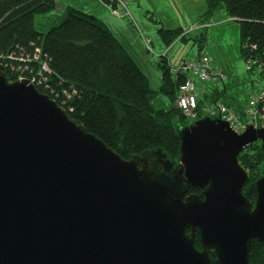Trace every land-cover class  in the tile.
Segmentation results:
<instances>
[{"label":"water","instance_id":"95a60500","mask_svg":"<svg viewBox=\"0 0 264 264\" xmlns=\"http://www.w3.org/2000/svg\"><path fill=\"white\" fill-rule=\"evenodd\" d=\"M178 134L176 166L124 159L0 66V264H249L264 174L251 203L237 156L257 140L264 154V127L202 117Z\"/></svg>","mask_w":264,"mask_h":264},{"label":"trees","instance_id":"16d2710c","mask_svg":"<svg viewBox=\"0 0 264 264\" xmlns=\"http://www.w3.org/2000/svg\"><path fill=\"white\" fill-rule=\"evenodd\" d=\"M204 2L205 11L200 15L203 20L191 23L196 24V29L204 28L206 20L221 8L228 17L239 21L242 57L247 54L241 47L246 40L252 45L253 52L264 51V0ZM55 5L56 0H0V55L6 56V60L2 61L5 76L9 80L17 73L32 77L30 73L37 68L33 61L34 49L40 47L49 71L43 72L47 81H40L37 88L49 93L58 104V97L64 98L65 93L69 98L63 102L62 108L70 119L83 124L87 131L124 159L143 152L158 151L176 165L180 155L178 132L189 123L187 116L175 104L179 84L184 82L185 75L174 72L172 67L183 59L171 64L162 55L156 64L161 71L160 82L156 89H152L131 53L93 15L68 6L60 22L44 33L37 31L33 25L34 15L44 13ZM158 32L169 45L175 39H185L187 35L181 28L161 27ZM142 41L146 46L149 40L144 38ZM201 55L207 54L197 52L195 57ZM26 59L28 62H24ZM225 84L219 88L212 87L217 96L213 102L224 93ZM156 93L169 98V107H152L151 98ZM237 159L248 173L242 193L253 203L256 196L254 182L264 174L261 169L264 159L261 146L259 148L255 142L249 144ZM198 191L194 187L189 189L192 193ZM195 246L199 248L198 241ZM209 255L213 260L214 252H209ZM249 264H264V242L252 240Z\"/></svg>","mask_w":264,"mask_h":264},{"label":"rangeland","instance_id":"374dc122","mask_svg":"<svg viewBox=\"0 0 264 264\" xmlns=\"http://www.w3.org/2000/svg\"><path fill=\"white\" fill-rule=\"evenodd\" d=\"M65 1V4H61L56 0V5L53 8L44 13L35 14L33 17L34 28L39 32H46L50 26L63 19L65 8L68 6L93 15L104 23L114 36L117 33L115 30L117 25H122L124 28L127 26L132 31L134 39L132 40L131 32L128 29L122 30L121 38L124 39V44L131 51L152 89H156L160 82L161 71L156 64L162 55L174 63L180 59H191L196 56L197 52L207 54L225 74V91L218 97V100L229 103L238 110V114H242L245 110L249 94L260 88V70L247 69L241 54L239 21L228 17L225 10L221 8L215 10L213 15L206 20L207 25L204 28L196 29L194 27L196 29L194 30L190 25L192 22H200L202 12L197 18L194 16L195 14L191 13L194 9L201 8L202 0H124L131 20L115 17L98 0ZM72 1H78L82 9L74 6ZM189 3L193 4L189 5ZM109 6L113 8L115 4H109ZM94 12L95 14H93ZM161 27L164 29L181 28L184 33H187L186 38L175 39L170 45L166 44L158 32ZM144 38L150 42L152 39L155 41L150 44L149 41H146L147 45L145 46L142 41ZM0 59L5 61L6 56L0 55ZM24 62H28V59ZM0 64L4 68L3 62ZM17 66L21 68L20 64ZM40 81L45 83L47 80L40 77ZM212 87H217V85L197 79L195 90L200 107L213 103V100L217 98ZM41 92L57 103L50 94ZM63 94L64 98L58 97L61 103L69 98L65 93ZM169 102V98L162 93H156L151 98V105L155 109L169 107ZM186 120L187 123L194 121L190 118H186ZM255 143L260 148V141L257 140ZM261 169L264 170V159ZM187 232L189 231L187 230Z\"/></svg>","mask_w":264,"mask_h":264},{"label":"built area","instance_id":"2783aa9c","mask_svg":"<svg viewBox=\"0 0 264 264\" xmlns=\"http://www.w3.org/2000/svg\"><path fill=\"white\" fill-rule=\"evenodd\" d=\"M98 1L106 6L112 15L118 18L130 17V13L124 0ZM109 4H115V7L111 8ZM195 26L196 24H193L191 28H194ZM241 47L247 52L244 56L246 68L249 70H260L261 72L260 88L256 92H251L249 94L245 110L242 114H238V110L233 106L227 105L220 100L198 107L195 80L200 79L201 81L211 82L216 84L219 88L224 84L226 78L225 74L207 55L180 60L177 65L172 67L174 72H179L181 75H185L184 82L179 84L175 104L180 108L182 113L187 116V118L193 120L202 117L220 118L225 121L228 127L236 134L242 133L247 125H252L254 128H259L261 125L262 127L264 126V51L253 52L251 49L252 45L248 40L243 41ZM33 61L37 68L30 73L32 74V77L17 73L16 77L12 78L11 81L26 79L37 88V84L40 83L39 78L46 79L43 72L49 71L48 64L42 56L40 47L34 49ZM1 62L2 60L0 59V63ZM0 66L4 72V68L1 64ZM35 78L37 80H35ZM59 105L62 107L63 103L60 102Z\"/></svg>","mask_w":264,"mask_h":264},{"label":"crops","instance_id":"0c3cea01","mask_svg":"<svg viewBox=\"0 0 264 264\" xmlns=\"http://www.w3.org/2000/svg\"><path fill=\"white\" fill-rule=\"evenodd\" d=\"M57 1H59L61 4H65V0H57ZM73 2V5L74 6H77L78 8H81L82 9V7H81V5H80V3L78 2V1H72ZM193 3H189V5H192ZM75 8V7H74ZM77 9V8H76ZM205 11V2H204V0H202V6H201V8H199V9H194V11L191 13V14H195L194 16L197 18L201 13L200 12H204ZM93 14H95V12L93 13ZM116 17V16H115ZM121 19H125V18H121ZM201 21L203 20V19H200ZM193 23V22H192ZM146 27V26H145ZM125 29H128V30H130L127 26H126V28H124V26L122 27V25H117L116 26V28H115V30H116V38L118 39V41L127 49V47H126V45L124 44L125 43V41H124V39H122L121 38V36H123L122 35V30H125ZM130 32H131V38H132V40L134 39V36H133V33H132V31L130 30ZM155 41V39L153 40L152 39V41H151V43H153ZM157 46V45H156ZM128 50V49H127ZM129 51V50H128ZM130 53H131V51H129ZM131 55H132V53H131ZM133 56V55H132ZM167 60L171 63V64H175L176 62H172L171 60H169L168 58H167ZM205 95V94H204ZM224 103H226V102H224ZM227 104V103H226ZM228 105H230V104H228ZM231 106V105H230ZM237 110V109H236Z\"/></svg>","mask_w":264,"mask_h":264},{"label":"flooded vegetation","instance_id":"af4514ba","mask_svg":"<svg viewBox=\"0 0 264 264\" xmlns=\"http://www.w3.org/2000/svg\"><path fill=\"white\" fill-rule=\"evenodd\" d=\"M159 153H160V152H159ZM160 154H161V153H160ZM161 155H162V154H161ZM162 156H163L162 159L165 160V161H167L166 158L164 157V155H162ZM156 157H157V156H156ZM173 166H176V165H173ZM189 193H190V192H189Z\"/></svg>","mask_w":264,"mask_h":264}]
</instances>
